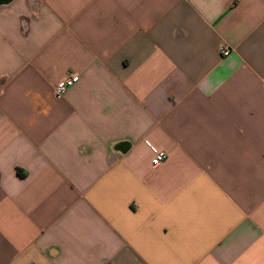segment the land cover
Returning <instances> with one entry per match:
<instances>
[{"label":"crops","instance_id":"0c3cea01","mask_svg":"<svg viewBox=\"0 0 264 264\" xmlns=\"http://www.w3.org/2000/svg\"><path fill=\"white\" fill-rule=\"evenodd\" d=\"M0 264H264V0H0Z\"/></svg>","mask_w":264,"mask_h":264},{"label":"built area","instance_id":"2783aa9c","mask_svg":"<svg viewBox=\"0 0 264 264\" xmlns=\"http://www.w3.org/2000/svg\"><path fill=\"white\" fill-rule=\"evenodd\" d=\"M220 53L223 56L228 55L229 51L225 47L220 48ZM79 80V75L76 72H68L63 78L59 79L53 87V93L56 98H59L64 95L65 91L77 83ZM167 157V153L160 151L154 154V156L150 160V164L152 167L158 166L161 162H163Z\"/></svg>","mask_w":264,"mask_h":264}]
</instances>
